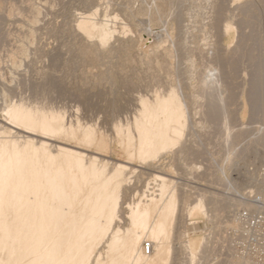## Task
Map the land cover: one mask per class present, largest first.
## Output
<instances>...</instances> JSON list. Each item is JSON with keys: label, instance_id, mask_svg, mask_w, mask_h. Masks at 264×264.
I'll return each mask as SVG.
<instances>
[{"label": "rangeland", "instance_id": "rangeland-1", "mask_svg": "<svg viewBox=\"0 0 264 264\" xmlns=\"http://www.w3.org/2000/svg\"><path fill=\"white\" fill-rule=\"evenodd\" d=\"M85 15L115 31L104 46L77 29ZM171 89L186 108L181 142L154 160L133 156L120 202L164 175L178 197L168 264H240L232 216L264 194V0H0V126L15 103L61 111L104 136L98 159L129 162L119 129L135 137L140 99ZM200 197L206 215L190 219ZM191 236H203L195 260L182 247Z\"/></svg>", "mask_w": 264, "mask_h": 264}, {"label": "bare ground", "instance_id": "bare-ground-1", "mask_svg": "<svg viewBox=\"0 0 264 264\" xmlns=\"http://www.w3.org/2000/svg\"><path fill=\"white\" fill-rule=\"evenodd\" d=\"M89 16H81L77 29L104 46L112 27L101 21L99 27ZM177 92L171 89L165 95L153 94L152 100L140 99L133 123L136 136L126 129L128 135L122 137L121 125L117 131L122 137L117 133L118 145L129 162L111 165L95 156L106 152L108 145L92 127L79 122L73 127L61 111L29 108L25 101L8 106L2 118L5 125L0 126V264H168L178 206L176 183L152 175L154 191L149 181L136 201L121 203L120 194L128 183L127 163L133 156L138 162L154 160L181 142L187 118ZM93 146L97 151L89 149ZM195 200L185 210L190 219L203 211L206 215L202 197ZM201 238L184 241L182 247L191 259L195 260ZM145 242L152 245L148 255L142 249Z\"/></svg>", "mask_w": 264, "mask_h": 264}, {"label": "built area", "instance_id": "built-area-1", "mask_svg": "<svg viewBox=\"0 0 264 264\" xmlns=\"http://www.w3.org/2000/svg\"><path fill=\"white\" fill-rule=\"evenodd\" d=\"M261 182L264 187V176ZM242 200L250 207L241 208L233 214L234 224L229 233L231 243L238 256L259 263L264 260V194L250 193ZM142 249L148 255L152 250L151 243H143Z\"/></svg>", "mask_w": 264, "mask_h": 264}]
</instances>
